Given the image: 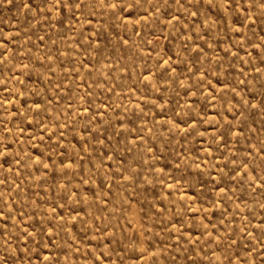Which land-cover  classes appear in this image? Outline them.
<instances>
[{"label": "rangeland", "instance_id": "374dc122", "mask_svg": "<svg viewBox=\"0 0 264 264\" xmlns=\"http://www.w3.org/2000/svg\"><path fill=\"white\" fill-rule=\"evenodd\" d=\"M0 264H264V0H0Z\"/></svg>", "mask_w": 264, "mask_h": 264}]
</instances>
